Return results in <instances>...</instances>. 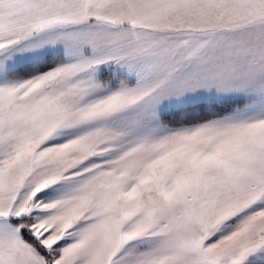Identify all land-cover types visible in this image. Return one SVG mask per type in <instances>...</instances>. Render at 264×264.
<instances>
[{
  "label": "rangeland",
  "instance_id": "374dc122",
  "mask_svg": "<svg viewBox=\"0 0 264 264\" xmlns=\"http://www.w3.org/2000/svg\"><path fill=\"white\" fill-rule=\"evenodd\" d=\"M247 2L0 0V264H264Z\"/></svg>",
  "mask_w": 264,
  "mask_h": 264
},
{
  "label": "crops",
  "instance_id": "0c3cea01",
  "mask_svg": "<svg viewBox=\"0 0 264 264\" xmlns=\"http://www.w3.org/2000/svg\"><path fill=\"white\" fill-rule=\"evenodd\" d=\"M256 1H258V0H251V1L246 0V2H247L246 8L244 9L245 20L246 21L250 20V24H249L247 29H249V31H252V32H254L256 30V29H254V27L259 25V23H258L259 18L258 17L264 16V0H259V5ZM220 20H219V23H220ZM263 21H264V19H263ZM220 25H221V23H220ZM261 30H262L263 35H264V29L261 28Z\"/></svg>",
  "mask_w": 264,
  "mask_h": 264
},
{
  "label": "trees",
  "instance_id": "16d2710c",
  "mask_svg": "<svg viewBox=\"0 0 264 264\" xmlns=\"http://www.w3.org/2000/svg\"><path fill=\"white\" fill-rule=\"evenodd\" d=\"M239 102L242 103V101H239L237 99H234V100H228V101H225V102H222V103H218L215 105V109L213 110L214 114L211 115V116H214V115H218V114H221L222 112L226 111V110H230L234 105H238ZM214 104V103H213ZM198 105V109H200L199 107H203V104L199 103L197 104ZM209 116V117H211ZM204 116L201 117V119L203 118ZM208 118V117H207ZM194 122V121H193ZM190 123V122H189Z\"/></svg>",
  "mask_w": 264,
  "mask_h": 264
}]
</instances>
